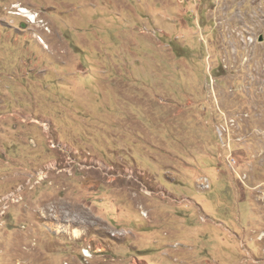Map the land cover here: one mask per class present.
Here are the masks:
<instances>
[{"label": "rangeland", "instance_id": "374dc122", "mask_svg": "<svg viewBox=\"0 0 264 264\" xmlns=\"http://www.w3.org/2000/svg\"><path fill=\"white\" fill-rule=\"evenodd\" d=\"M19 186L0 264H264V0H0Z\"/></svg>", "mask_w": 264, "mask_h": 264}, {"label": "built area", "instance_id": "2783aa9c", "mask_svg": "<svg viewBox=\"0 0 264 264\" xmlns=\"http://www.w3.org/2000/svg\"><path fill=\"white\" fill-rule=\"evenodd\" d=\"M21 15L22 14V16H24V17H26V19H28V20H31L26 14H24V13H22V11H19V13H18V15ZM35 19V21L38 19V17H37V19L36 18H34ZM39 21V20H38ZM31 22H32V20H31ZM51 146L53 147V148H57V147H59V149L60 150H64L65 149V147H64V145H62L61 143H59V142H54V141H51ZM49 168H51V167H48L47 169H49ZM47 175V172H46V169H40V170H38V171H36L35 173H33V174H29V176H28V182L29 183H33V184H36V183H38L39 181H41V180H43L44 179V177ZM35 178H38L36 181H33ZM23 191V188H22V186H19L18 188H17V190L15 189V190H13V191H10V192H8L7 194H5L3 197H2V203L3 204H7V205H5L4 206V210H3V212L2 213H0V224H1V219H2V217L4 216V214H5V208L9 205V203H11V202H17L18 200H20V197H21V192ZM19 198V199H18ZM92 252H93V249H92V247L89 245V246H86L84 249H83V255H84V257H92Z\"/></svg>", "mask_w": 264, "mask_h": 264}, {"label": "bare ground", "instance_id": "6f19581e", "mask_svg": "<svg viewBox=\"0 0 264 264\" xmlns=\"http://www.w3.org/2000/svg\"><path fill=\"white\" fill-rule=\"evenodd\" d=\"M16 6H19V7H21V10H23V12L22 13H24V14H26L27 16H29V18H31L32 19V22H38V20H39V17H38V13L36 12V14L34 13V11L32 12V10H29V9H27L26 7H22V5H16ZM19 7H17V14L19 13ZM20 15V14H19ZM22 15V14H21ZM36 15H37V17H38V19H37V17H36ZM34 18H36L37 20L35 21V19Z\"/></svg>", "mask_w": 264, "mask_h": 264}, {"label": "water", "instance_id": "95a60500", "mask_svg": "<svg viewBox=\"0 0 264 264\" xmlns=\"http://www.w3.org/2000/svg\"><path fill=\"white\" fill-rule=\"evenodd\" d=\"M260 40H263V37H261Z\"/></svg>", "mask_w": 264, "mask_h": 264}]
</instances>
